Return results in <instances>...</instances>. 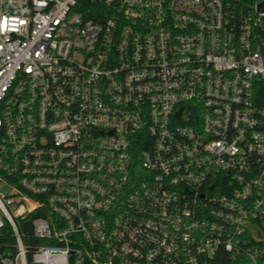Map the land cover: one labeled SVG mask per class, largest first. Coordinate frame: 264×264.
<instances>
[{"label": "built area", "instance_id": "obj_1", "mask_svg": "<svg viewBox=\"0 0 264 264\" xmlns=\"http://www.w3.org/2000/svg\"><path fill=\"white\" fill-rule=\"evenodd\" d=\"M0 264H264V0H0Z\"/></svg>", "mask_w": 264, "mask_h": 264}, {"label": "trees", "instance_id": "obj_2", "mask_svg": "<svg viewBox=\"0 0 264 264\" xmlns=\"http://www.w3.org/2000/svg\"><path fill=\"white\" fill-rule=\"evenodd\" d=\"M29 234H30V236H31V234H32V228H31V226L30 227H28L27 228V230H26ZM33 239L30 237V238H27L26 240H25V244L32 250L34 247H33Z\"/></svg>", "mask_w": 264, "mask_h": 264}]
</instances>
